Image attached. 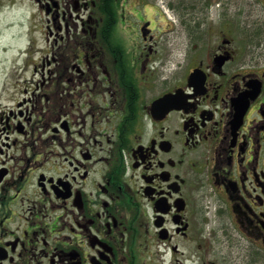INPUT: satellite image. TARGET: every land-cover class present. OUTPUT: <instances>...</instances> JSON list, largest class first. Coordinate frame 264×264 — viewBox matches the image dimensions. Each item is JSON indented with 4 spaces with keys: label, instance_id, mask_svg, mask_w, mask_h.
<instances>
[{
    "label": "flooded vegetation",
    "instance_id": "obj_1",
    "mask_svg": "<svg viewBox=\"0 0 264 264\" xmlns=\"http://www.w3.org/2000/svg\"><path fill=\"white\" fill-rule=\"evenodd\" d=\"M246 2L182 0L164 74L157 0H0L26 6L7 41L46 48L31 81L0 74V264H264V0Z\"/></svg>",
    "mask_w": 264,
    "mask_h": 264
},
{
    "label": "rangeland",
    "instance_id": "obj_2",
    "mask_svg": "<svg viewBox=\"0 0 264 264\" xmlns=\"http://www.w3.org/2000/svg\"><path fill=\"white\" fill-rule=\"evenodd\" d=\"M194 1V0H189ZM237 3L236 9L244 8L246 12L249 8L247 0H234ZM253 1V0H249ZM160 9H158V16L156 17L157 26L162 25L163 29L160 28L161 31L156 33V46L154 48L157 50V54L153 57V62L151 63L153 66V71L156 72H164V74H172V73H181L183 70V56L185 54L186 47L183 43L182 35L179 31V25L176 23L175 30L177 35H170L169 32L166 31V24H169V20H166L163 9L167 12V14L174 20L179 18V14L181 13L182 8V0H157ZM245 5H244V4ZM257 6V5H256ZM163 7V8H162ZM26 9L25 5H16L13 7V11L4 10L0 14V52L3 54V57H0V74L4 71H14V72H27L28 77H30V81L32 80L31 68H33V63H36L35 67L39 69L40 64V56L43 54V51H46L43 44L41 43V35L37 34V47L29 48L27 52L30 54L27 62H24V57L21 52L22 48H24L23 40H15L12 42H8L7 40L11 37V34L15 33L16 25L22 22V13ZM176 13L177 16L174 14ZM260 13V12H259ZM239 18V16H237ZM14 24L15 27L13 29H5L7 26ZM157 29V27H156ZM3 32H2V31ZM2 32V33H1ZM121 33L116 29L113 34L114 39H119ZM172 36V38H171ZM128 40L132 39V36H126ZM36 43V42H35ZM34 45V44H33ZM44 48V49H43ZM19 50V52H18ZM7 52L6 55L4 53ZM19 59L16 61V59ZM15 62V63H14ZM27 64V67H26ZM12 67V68H11ZM34 67V68H35ZM33 72V69H32ZM163 74V75H164Z\"/></svg>",
    "mask_w": 264,
    "mask_h": 264
},
{
    "label": "trees",
    "instance_id": "obj_3",
    "mask_svg": "<svg viewBox=\"0 0 264 264\" xmlns=\"http://www.w3.org/2000/svg\"><path fill=\"white\" fill-rule=\"evenodd\" d=\"M107 12L108 14L105 17L106 20L104 21V24H103V31L105 32L107 36H111L114 26L116 25V15H117L115 6L111 4V2L108 4Z\"/></svg>",
    "mask_w": 264,
    "mask_h": 264
},
{
    "label": "water",
    "instance_id": "obj_4",
    "mask_svg": "<svg viewBox=\"0 0 264 264\" xmlns=\"http://www.w3.org/2000/svg\"><path fill=\"white\" fill-rule=\"evenodd\" d=\"M167 98H168V97H167ZM161 101H163V102H164V101H165V98H163Z\"/></svg>",
    "mask_w": 264,
    "mask_h": 264
}]
</instances>
